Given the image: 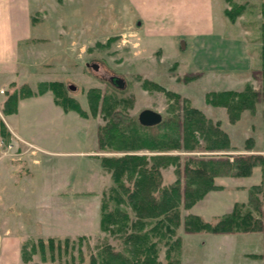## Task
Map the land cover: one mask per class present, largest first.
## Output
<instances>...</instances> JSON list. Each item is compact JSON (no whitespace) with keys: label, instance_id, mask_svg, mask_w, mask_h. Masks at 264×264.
I'll return each instance as SVG.
<instances>
[{"label":"rangeland","instance_id":"rangeland-1","mask_svg":"<svg viewBox=\"0 0 264 264\" xmlns=\"http://www.w3.org/2000/svg\"><path fill=\"white\" fill-rule=\"evenodd\" d=\"M136 1H141L150 11L163 2L30 0L32 20L38 24V55L25 82L5 85V94L0 96V118L7 115L3 113L2 101L8 93L25 84L38 92L43 82L59 83L63 93L86 113L82 116L73 109L64 111L56 102L59 106L55 109L47 103L23 106L20 122L28 132L40 136L39 142L49 152L36 149L25 152L22 145L26 141L13 144L10 132L7 137H0V158L7 159L8 167L17 166L16 174L24 183L23 194L17 201L14 195L9 197L13 192L11 187L0 189V195L7 193L9 197L0 205V226L8 218L9 233L20 236L21 247L27 242L37 244L39 239L46 243L48 238L61 246L53 255L49 251L44 256L33 255L34 264H89L90 255L96 256L106 246L120 250L122 237L102 232L99 226L103 193L113 185L111 173L101 166L103 157L126 153L177 156L175 163L172 161L161 169L162 184L169 185L180 178L184 186V176L177 177L175 166L183 171L190 160L264 152V99L256 104L254 112L242 111L235 123L230 122L224 106L206 101L210 93L241 90L247 83L261 89L264 0H214V10L212 14L209 12L211 28L194 39L167 34L164 27L167 19L163 27L153 17L144 22ZM239 4L244 6V12L230 21L224 11ZM195 19L203 21L201 16ZM111 76L121 78L122 87L112 83ZM69 84L75 89H69ZM47 90L55 101L52 90ZM93 90L100 95L95 113L89 96ZM107 95L122 100L117 109L137 120L140 111L146 108L159 112L164 120H181L187 110L197 109L207 120L219 122L228 134L230 147L187 149L180 129L181 146L176 149L124 151L119 146L118 150H102L98 127L108 120L101 112L102 98ZM6 120L10 121V117L6 116ZM194 135L197 146L202 147L206 143L203 135ZM247 139L251 140L250 149L245 148ZM26 171L32 173L30 179L24 178ZM260 179L259 168L249 178H214V185L221 192H209L195 204L193 213L207 222L229 213L234 203L247 201L249 187L257 185ZM121 209L133 217L129 208ZM180 215L182 224L172 240L177 237L182 240L181 264H263L262 260L249 257L263 254V233L216 237L210 233L189 234L183 228V221L192 215L190 209L181 206ZM166 249L161 244L159 261L163 263Z\"/></svg>","mask_w":264,"mask_h":264},{"label":"trees","instance_id":"trees-1","mask_svg":"<svg viewBox=\"0 0 264 264\" xmlns=\"http://www.w3.org/2000/svg\"><path fill=\"white\" fill-rule=\"evenodd\" d=\"M243 12L244 6L241 4L232 5L224 11L230 21H235ZM261 15L264 17V7ZM260 61V90L247 83L241 90H224L207 95L208 103L226 108L231 123H235L244 110L254 112L256 104L264 99V40ZM40 86L38 92L32 91L25 84L8 93L3 103V113H15L19 99L51 89L56 97L55 102L64 111L73 109L82 116L86 115L73 98L63 93L59 83L43 82ZM167 95L172 94L167 92ZM89 96L95 113L99 92L93 90ZM172 96L177 97L175 94ZM122 102L113 95L102 98L101 112L108 119L98 127V142L102 150H118L119 146L124 151L176 149L181 146L180 129H183V143L187 149L223 150L230 147L228 134L220 128L219 122L207 120L197 109L187 110L181 120L162 119L152 128L141 125L123 109H117V105ZM194 134L203 135L206 143L202 147L197 146ZM8 135L9 131L0 118V137ZM249 142L251 140L247 141L246 149L251 148ZM177 158L166 154L147 156L137 153L101 158V166L111 173L113 185L106 194L103 193L99 226L102 232L120 235L122 244L120 250L106 246L96 256L90 255L89 264H181L179 254L182 240L178 237L172 240L182 224L180 207L189 210L209 192L218 191L220 187L214 185V178H249L255 168L260 169L261 179L257 185L248 189L245 203H235L230 213L215 217L210 222L196 215H188L184 218L183 228L186 233L192 234L263 233L264 246V152L190 160L183 171L178 166L174 170L177 177L183 174L184 186L180 178L169 185H163L161 169L172 161L175 163ZM125 206L130 209L133 217L121 209ZM161 244L167 247L165 263L159 261ZM60 247L52 238H48L46 243L42 239L37 244L27 242L21 247V260L24 264H34L33 255L39 253L44 256L47 251L53 255L60 251ZM249 257L260 259L264 264V249L262 255Z\"/></svg>","mask_w":264,"mask_h":264},{"label":"crops","instance_id":"crops-1","mask_svg":"<svg viewBox=\"0 0 264 264\" xmlns=\"http://www.w3.org/2000/svg\"><path fill=\"white\" fill-rule=\"evenodd\" d=\"M162 1L161 4H157L154 10L151 11L148 7H145L146 5L141 1H136V9L144 22H146V20L149 21L150 17H153V20L158 22L160 27H163L164 20L167 19L170 24L166 23L164 25L165 30H167V34L174 37L184 35L194 39L195 36L208 33V30L212 26L209 22V12L212 14L214 10V0ZM182 12H184V14H182ZM199 16L202 17L203 21L200 22V19L193 20L194 17ZM39 39L38 24H34L32 20L30 0H0V90H4V93H0V96L5 94V85L11 83L20 85L25 82L24 78L29 74L34 64V58L38 55L37 45L39 44ZM4 101H2V103H4ZM28 103L36 105L47 103L52 109L59 106L55 103L51 91L47 90L42 94L19 99L17 111L13 114L4 115L5 117L1 118L11 134L13 144H19V141H26V143L22 145L25 152L32 149L49 152L39 142L40 136L37 137L28 132L23 126V123L19 120L23 106ZM6 116L10 117V121L6 120ZM83 154L85 155V153ZM5 161H7L6 158H0V189L11 187L10 189H13V194L9 191V197L14 195L17 201L20 194H23L22 186L24 183L21 182L22 177L16 174L17 166L11 165L8 167ZM28 172L29 171H26L27 175L24 177L25 179H30L32 173ZM6 179L13 180L6 181ZM9 197L7 193L6 195H0V205L4 204ZM245 202L246 200L240 203ZM14 203L17 204V202ZM195 207L196 205L190 209V214L200 217V215L193 213ZM1 220L0 218V221ZM7 220L8 218L4 219V221L1 222L3 224L0 226V264H22L20 257L22 239H20L18 235L9 233L10 226ZM210 235L216 237L217 235L227 236L236 234Z\"/></svg>","mask_w":264,"mask_h":264},{"label":"water","instance_id":"water-1","mask_svg":"<svg viewBox=\"0 0 264 264\" xmlns=\"http://www.w3.org/2000/svg\"><path fill=\"white\" fill-rule=\"evenodd\" d=\"M92 67L94 69H97L96 64H93ZM111 79H114L113 81L118 87H122V85L124 84V81L119 77L113 76L111 77ZM68 87L72 90L75 89V86L72 84H69ZM138 121L143 126H155L162 121V115L157 111L146 108L141 110L138 114Z\"/></svg>","mask_w":264,"mask_h":264},{"label":"flooded vegetation","instance_id":"flooded-vegetation-1","mask_svg":"<svg viewBox=\"0 0 264 264\" xmlns=\"http://www.w3.org/2000/svg\"><path fill=\"white\" fill-rule=\"evenodd\" d=\"M111 77H113V76H111ZM111 77L109 78L110 79V81L112 82V83H114V79H111ZM114 77H116V76H114Z\"/></svg>","mask_w":264,"mask_h":264},{"label":"built area","instance_id":"built-area-1","mask_svg":"<svg viewBox=\"0 0 264 264\" xmlns=\"http://www.w3.org/2000/svg\"><path fill=\"white\" fill-rule=\"evenodd\" d=\"M0 93H4V90H3V89H1V90H0Z\"/></svg>","mask_w":264,"mask_h":264}]
</instances>
